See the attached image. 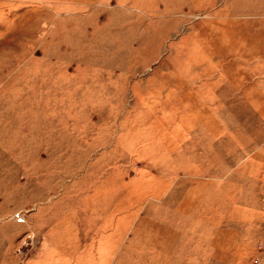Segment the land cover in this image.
Instances as JSON below:
<instances>
[{"label":"rangeland","instance_id":"1","mask_svg":"<svg viewBox=\"0 0 264 264\" xmlns=\"http://www.w3.org/2000/svg\"><path fill=\"white\" fill-rule=\"evenodd\" d=\"M0 264H264V0H0Z\"/></svg>","mask_w":264,"mask_h":264}]
</instances>
